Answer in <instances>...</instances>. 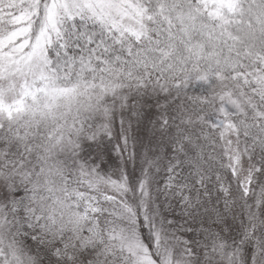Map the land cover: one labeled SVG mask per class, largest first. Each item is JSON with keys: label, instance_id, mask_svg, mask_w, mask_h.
Instances as JSON below:
<instances>
[{"label": "snow or ice", "instance_id": "1", "mask_svg": "<svg viewBox=\"0 0 264 264\" xmlns=\"http://www.w3.org/2000/svg\"><path fill=\"white\" fill-rule=\"evenodd\" d=\"M0 264H264V0H0Z\"/></svg>", "mask_w": 264, "mask_h": 264}]
</instances>
